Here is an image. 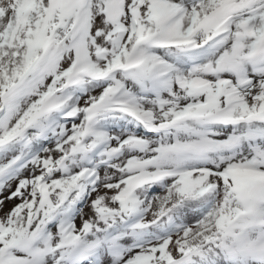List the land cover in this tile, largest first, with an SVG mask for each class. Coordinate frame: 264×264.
I'll return each mask as SVG.
<instances>
[{"label": "snow or ice", "instance_id": "1", "mask_svg": "<svg viewBox=\"0 0 264 264\" xmlns=\"http://www.w3.org/2000/svg\"><path fill=\"white\" fill-rule=\"evenodd\" d=\"M264 241V0H0V264H252Z\"/></svg>", "mask_w": 264, "mask_h": 264}, {"label": "clouds", "instance_id": "2", "mask_svg": "<svg viewBox=\"0 0 264 264\" xmlns=\"http://www.w3.org/2000/svg\"><path fill=\"white\" fill-rule=\"evenodd\" d=\"M239 250L251 258L252 264H264V241L259 237L239 245Z\"/></svg>", "mask_w": 264, "mask_h": 264}]
</instances>
